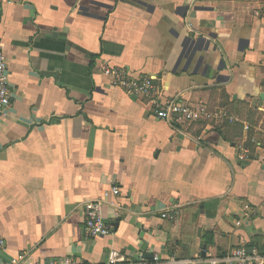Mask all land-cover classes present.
<instances>
[{"label":"crops","instance_id":"obj_1","mask_svg":"<svg viewBox=\"0 0 264 264\" xmlns=\"http://www.w3.org/2000/svg\"><path fill=\"white\" fill-rule=\"evenodd\" d=\"M0 41V264L264 256V0H6ZM103 66L156 95L112 87ZM172 99L235 122L173 128L154 103ZM99 199L113 235L88 238Z\"/></svg>","mask_w":264,"mask_h":264},{"label":"built area","instance_id":"obj_2","mask_svg":"<svg viewBox=\"0 0 264 264\" xmlns=\"http://www.w3.org/2000/svg\"><path fill=\"white\" fill-rule=\"evenodd\" d=\"M6 0H0V8ZM257 16L260 13H256ZM103 74L109 79L112 87L121 89L128 95L136 98H154L157 93L155 80L151 77H133L126 70L121 68H113L103 66ZM156 113L158 117L165 121L173 128L183 125H191L202 122H212L215 120H228L230 123L235 119L230 117L226 112L215 113L209 110L206 104L190 105L185 104L178 99L168 100L166 103L158 104L156 102ZM11 104V91L9 82V73L6 57L3 52L2 43L0 41V117L6 115ZM249 127L246 126L245 130ZM113 194H118L119 189L113 188ZM105 201L92 200L86 203L84 210V229L88 238L110 237L113 235L112 228L108 225L103 213ZM248 208V207H246ZM165 217V215H164ZM239 222L237 225H240ZM0 245L4 246V242L0 241ZM118 261V253L113 252L110 255V263L115 264ZM264 264V256L250 253L246 248H236L228 252L222 257H209L206 261H174V264ZM5 264H21L19 261H11ZM25 264V263H23ZM65 264H71L66 260Z\"/></svg>","mask_w":264,"mask_h":264},{"label":"water","instance_id":"obj_3","mask_svg":"<svg viewBox=\"0 0 264 264\" xmlns=\"http://www.w3.org/2000/svg\"><path fill=\"white\" fill-rule=\"evenodd\" d=\"M261 98L264 100V94H261Z\"/></svg>","mask_w":264,"mask_h":264}]
</instances>
